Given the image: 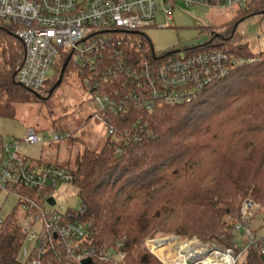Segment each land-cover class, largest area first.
I'll return each instance as SVG.
<instances>
[{
  "label": "trees",
  "instance_id": "obj_1",
  "mask_svg": "<svg viewBox=\"0 0 264 264\" xmlns=\"http://www.w3.org/2000/svg\"><path fill=\"white\" fill-rule=\"evenodd\" d=\"M262 11L264 0H253L237 10L234 19L203 27L209 35L204 45L183 50L190 55L223 50L245 60L243 64L231 66L227 75L207 85L190 103L134 110L124 119L112 116L113 135L107 133L98 148H86L73 169L63 168L72 176L81 201L79 220L91 226V244L106 248L120 244L119 264H161L143 244L158 233L194 236L220 249H236L234 225L243 201L264 208V53H251L237 33L240 22ZM141 44L152 52L148 39L143 37ZM130 53L139 58L134 49ZM22 55L12 26L0 23V118L13 120L16 105L51 96L63 66L61 58L53 66L54 76L32 93L15 81ZM10 190L38 198L23 187ZM19 209L17 200L0 220V264H24L18 258L26 236ZM236 264H264V238L256 239Z\"/></svg>",
  "mask_w": 264,
  "mask_h": 264
},
{
  "label": "built area",
  "instance_id": "obj_2",
  "mask_svg": "<svg viewBox=\"0 0 264 264\" xmlns=\"http://www.w3.org/2000/svg\"><path fill=\"white\" fill-rule=\"evenodd\" d=\"M251 1L0 0V23L12 26L15 38L23 47L15 77L18 85L33 92L41 91L48 80V71L62 58L63 64L67 61L70 71L91 95L95 109L93 119L113 135L112 116L124 119L134 110L152 111L156 107L190 103L207 85L227 75L231 66L245 62L223 50L194 55L177 53L165 58L157 56L153 49L148 53L136 36H143L140 31L153 25L156 13L161 12L170 21L177 3L186 7L240 10ZM132 49L139 55L138 59L131 55ZM69 136L54 135L51 141L69 139ZM42 142L33 130H28L22 140L0 142V190L14 194L20 202V210L27 213L29 229H23L25 234L31 232L30 237H34L30 226L36 220L41 221L36 247L24 264H50L51 258L66 264L85 261L119 264L123 258L120 244L108 248L91 244V226L79 220L83 214L81 207L64 214L44 209L43 204H47L51 193L60 185L71 184L72 176L60 167H34L19 155L21 146ZM14 186L35 191L38 198L14 193L10 190ZM48 190L51 193L46 192ZM256 209L249 199L241 205L240 220L234 225V231L244 235L241 248L205 249L194 238L177 236L147 239L144 247L161 264H178L181 260L187 264H235L247 248L256 243L251 226ZM159 240L174 241L172 247L163 248L162 256L150 248ZM187 243L191 252L186 256L182 254L181 259L174 249ZM198 246L199 250L194 249Z\"/></svg>",
  "mask_w": 264,
  "mask_h": 264
},
{
  "label": "rangeland",
  "instance_id": "obj_3",
  "mask_svg": "<svg viewBox=\"0 0 264 264\" xmlns=\"http://www.w3.org/2000/svg\"><path fill=\"white\" fill-rule=\"evenodd\" d=\"M236 12V8L211 9L198 5L186 7L182 3H177L172 20L167 21L164 15L158 12L153 25L141 30L140 34L143 36H136V38L138 40L143 37L148 39L157 56L172 51H180L179 55H184L187 54L183 51L184 49L208 42L209 35L203 27L220 26L234 19ZM237 33L242 38L240 44L247 43L251 53H264V15L252 16L240 22ZM54 73V69H50L48 79H51ZM94 112L91 95L82 87L78 76L68 68L63 80L51 96L43 94L41 100L34 103L16 105L13 120L0 118V142L9 143L12 139L22 140L28 130H33L43 142L21 146L18 151L20 156L25 157L29 163L36 161L43 165L73 169L77 157L86 148L95 149L102 146L107 136L105 126L93 119ZM60 128L64 129L63 132ZM62 134H69L72 138L57 142L51 141L52 136ZM51 198L55 205L49 206L44 203L43 207L46 211L52 210L64 214L68 211H77L81 206L77 189L72 184L58 186L51 193ZM16 202L17 197L14 194L0 190V220L12 211ZM18 217L22 228L29 229L27 213L19 209ZM263 219L264 208L258 209L257 207L251 221L256 239L264 238ZM30 229L35 235L30 237L31 232L26 234L18 255L20 261H25L36 247L35 239L40 232L41 221H34ZM171 236L175 235L158 233L147 237L144 242L151 238ZM193 238L199 241L201 247L205 249L213 247L220 249L216 244L204 243L194 236L183 239ZM234 241L236 248H241L244 243L243 233L234 232ZM194 249L199 250L200 248L198 246ZM241 258L242 255L236 263H240Z\"/></svg>",
  "mask_w": 264,
  "mask_h": 264
},
{
  "label": "bare ground",
  "instance_id": "obj_4",
  "mask_svg": "<svg viewBox=\"0 0 264 264\" xmlns=\"http://www.w3.org/2000/svg\"><path fill=\"white\" fill-rule=\"evenodd\" d=\"M173 245H174L173 240H159V241L152 243L150 245V248L152 249V251L156 255H159V251L163 250V248H165L166 246L172 247ZM189 246H190L189 243L183 244L180 246V248H175L174 250L178 252V254L180 255V257L182 259V256H183L182 254H184L186 256L189 254V252H191ZM157 249H159V250H157ZM159 256H161V255H159ZM178 264H187V263H186V261L181 260Z\"/></svg>",
  "mask_w": 264,
  "mask_h": 264
},
{
  "label": "water",
  "instance_id": "obj_5",
  "mask_svg": "<svg viewBox=\"0 0 264 264\" xmlns=\"http://www.w3.org/2000/svg\"><path fill=\"white\" fill-rule=\"evenodd\" d=\"M263 14H264V11H262V15ZM66 66H67V61L63 64V66H62V68L60 70V74H59L58 80H57L56 84L54 85V87L51 89L50 94L60 84L61 79L63 77V74L65 72ZM31 92L34 93L33 91H31ZM47 204L49 206H54L55 202H54V200L52 198H50V199H48ZM263 223H264V219H263ZM90 263H91L90 261H85L82 264H90Z\"/></svg>",
  "mask_w": 264,
  "mask_h": 264
},
{
  "label": "crops",
  "instance_id": "obj_6",
  "mask_svg": "<svg viewBox=\"0 0 264 264\" xmlns=\"http://www.w3.org/2000/svg\"><path fill=\"white\" fill-rule=\"evenodd\" d=\"M232 20V19H231ZM230 21V20H229Z\"/></svg>",
  "mask_w": 264,
  "mask_h": 264
}]
</instances>
